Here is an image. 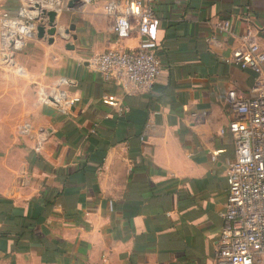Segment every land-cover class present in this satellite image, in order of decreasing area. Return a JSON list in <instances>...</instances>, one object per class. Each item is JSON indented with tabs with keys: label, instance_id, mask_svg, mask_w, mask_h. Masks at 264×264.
Masks as SVG:
<instances>
[{
	"label": "crops",
	"instance_id": "crops-1",
	"mask_svg": "<svg viewBox=\"0 0 264 264\" xmlns=\"http://www.w3.org/2000/svg\"><path fill=\"white\" fill-rule=\"evenodd\" d=\"M69 1L0 0V109L15 108L11 64L32 48L58 77L52 103L68 107L20 169L0 162V264H214L234 159L227 92L247 94L257 79L226 61L247 32L264 51V0H143L156 11L147 48L162 63L144 92L106 80L97 64L106 51L141 46L137 19L116 43L108 8L119 0H78L71 10ZM59 2L58 30H75L37 40L33 6L58 12ZM13 218L19 225L5 222Z\"/></svg>",
	"mask_w": 264,
	"mask_h": 264
},
{
	"label": "built area",
	"instance_id": "built-area-1",
	"mask_svg": "<svg viewBox=\"0 0 264 264\" xmlns=\"http://www.w3.org/2000/svg\"><path fill=\"white\" fill-rule=\"evenodd\" d=\"M108 11L114 19L116 43L128 38L130 18L135 17L141 46L106 51L97 58L99 73L106 80L124 81L142 92L151 90L162 68L155 53L147 48L154 37L155 8L143 0H119ZM7 16L4 13L3 19ZM229 27L226 20L217 24L220 32H227ZM245 40L246 47L235 51L226 62L251 72L257 82L247 94L237 89L227 92L229 109L236 115L226 128L233 138L234 159L226 169V204L219 214L223 227L214 249V264H264V51L251 32ZM9 56L5 55L7 61ZM102 103L122 111L112 100ZM217 153H212V160Z\"/></svg>",
	"mask_w": 264,
	"mask_h": 264
},
{
	"label": "rangeland",
	"instance_id": "rangeland-1",
	"mask_svg": "<svg viewBox=\"0 0 264 264\" xmlns=\"http://www.w3.org/2000/svg\"><path fill=\"white\" fill-rule=\"evenodd\" d=\"M14 62L11 68L17 73L9 71L15 75L16 106L0 109V162L6 161L9 164L15 162L16 168L20 169L26 164L29 152L37 148L40 136L43 135L41 133L46 131L48 133L47 129L50 131V125L53 126L55 123L53 119L64 115L63 112H67L68 107L66 109L52 103V90L55 89L53 84L58 77L51 75L50 72L46 76L51 67L39 49H28V54L18 52ZM2 68L0 66V69ZM3 69L7 70L5 67ZM256 82L257 79L254 86ZM43 92L46 101H41ZM64 103L68 106L67 101ZM6 154L9 155L6 157Z\"/></svg>",
	"mask_w": 264,
	"mask_h": 264
},
{
	"label": "water",
	"instance_id": "water-1",
	"mask_svg": "<svg viewBox=\"0 0 264 264\" xmlns=\"http://www.w3.org/2000/svg\"><path fill=\"white\" fill-rule=\"evenodd\" d=\"M61 1V0H59ZM78 0H72L67 2V4L65 5L66 9H75L79 6V4H76ZM61 4V2H59V5ZM37 8L39 9V13L35 16L32 17V23L28 22V26L34 28V37L37 40H46L48 43H53L54 42V37H60L62 39L65 38V36H69L70 32L75 30V27L73 25L69 26L68 29L65 30H58L57 28V17H60V19L63 18L64 15V11H63V7L62 4L57 11L54 10H45V9H41V6L39 4H35L33 6V8ZM34 23H36V25L34 26ZM29 37H32L31 34H29ZM71 38L73 40L77 39V36L72 35ZM67 48L70 49H74L73 46L68 45L66 46Z\"/></svg>",
	"mask_w": 264,
	"mask_h": 264
},
{
	"label": "trees",
	"instance_id": "trees-1",
	"mask_svg": "<svg viewBox=\"0 0 264 264\" xmlns=\"http://www.w3.org/2000/svg\"><path fill=\"white\" fill-rule=\"evenodd\" d=\"M155 14H156V11H155ZM159 61H160V60H159ZM160 63H161V61H160ZM161 67H162V63H161ZM161 69H162V68H161ZM98 164H100V163H98ZM5 222H6V223H9V224L12 225V226H13V225L15 226V225H19L20 220H19L18 218H13V219H9V220L7 219ZM11 230H14L15 233H19V232H20L19 229H15V228H14V229H11ZM22 231H23V232H22V237H25V238H26L28 235H25L24 229H23ZM34 236L37 237V238H38V237H41L40 234H39L38 232H37V233L34 232Z\"/></svg>",
	"mask_w": 264,
	"mask_h": 264
}]
</instances>
